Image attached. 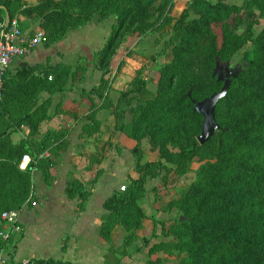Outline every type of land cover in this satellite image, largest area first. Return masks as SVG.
<instances>
[{
	"label": "trees",
	"instance_id": "16d2710c",
	"mask_svg": "<svg viewBox=\"0 0 264 264\" xmlns=\"http://www.w3.org/2000/svg\"><path fill=\"white\" fill-rule=\"evenodd\" d=\"M156 1L40 0L23 8V0H0V12L6 10L11 19L18 10L28 17H40L39 29L48 33L51 43L95 16L102 20L113 18L114 28L98 51L97 67L105 75L122 41L129 35L154 28L156 22L151 17L155 11L163 13L171 2L164 0L155 7ZM195 3L202 8L200 18L188 20L185 12L175 23V58L161 66L157 95L147 99L148 94L141 93L145 88L140 80L132 81V89L120 92L116 110H121L118 112L122 121L118 130L138 143L148 139L159 150L160 158L145 164L138 162L136 170L141 177L130 178L126 190H116L104 202L106 213L101 234L109 239L115 226L121 225L126 232L125 242L132 243L147 218L141 204L147 192L145 176H157L161 173L158 170L169 166L166 162L174 164L173 169L183 175L197 161L194 179L176 201L179 215L170 227L177 238L170 245L180 254L178 264H264V29L256 35L252 24L242 31L226 24L219 46L211 24L221 20L229 7L220 1L196 0ZM203 36L208 40L203 61L207 69L198 74L194 72L193 55ZM247 44L251 48L242 56L246 66L238 77L231 78L228 93L215 109L220 129L200 144L197 138L204 118L194 109V102L221 90L224 82L212 75V68L218 59L221 63L231 60ZM70 71V67L60 63H39L33 67L22 63L14 74L7 73L0 100L4 129L13 131L27 125L31 136L39 134L41 123L50 119V101L39 104V93L64 91ZM52 75L55 77L48 81ZM106 85L108 82L102 77L89 91L103 102L85 116L88 122L83 130L88 134L100 131L97 114L99 109L106 108ZM13 110L17 116L12 114ZM127 113L131 119L125 123ZM4 129L0 128V214L5 210H21L31 202L33 170L51 167L53 162L46 152L56 153L66 144L63 131H48L39 140L33 137L15 144L10 139L12 131ZM135 148L139 151L138 145ZM25 155H33V159L21 169ZM66 192L69 198L78 197V209L83 208L90 194L78 179L68 183ZM159 243L150 246V255L159 249Z\"/></svg>",
	"mask_w": 264,
	"mask_h": 264
},
{
	"label": "rangeland",
	"instance_id": "374dc122",
	"mask_svg": "<svg viewBox=\"0 0 264 264\" xmlns=\"http://www.w3.org/2000/svg\"><path fill=\"white\" fill-rule=\"evenodd\" d=\"M163 1L164 0H157L154 6H159ZM195 1L196 0H171L163 13L155 11V14L151 17V21L156 22L155 27L148 29L142 34L137 32L125 38L112 56L105 75L97 67L99 63L98 51L105 45L114 28L113 18L102 20L98 16H95L90 22L69 29L64 38L68 33H72L74 37H76L75 45L69 43V39L65 42L62 41L64 38L54 43L49 42L48 33L44 29L45 38L41 43H51L54 45V52L61 53L64 62L62 61L60 64L71 68V73L65 81L66 91H71L70 95L78 100L79 105L84 107H86V104L88 105L89 101H87V99L90 98L91 105L87 107V109L89 108L88 113L95 105L100 104L101 101L103 102V99L95 93L90 95L89 89L98 84L102 77L107 80L108 85L105 86L104 92L106 93V108H102L107 109L105 113L109 114L106 121L110 120L112 117L114 120L112 126V129L115 130L114 132H120L126 135V133L118 130L122 121L120 112H118L121 110H116L120 92L132 89V83L136 80H140L145 88L141 93H143V95L144 93L148 94L146 95L147 99H151L157 95L161 66L173 61L175 58L174 47L176 42L174 40V35L176 32V21L185 12L187 13L188 20L198 19L201 16L202 8L197 5ZM207 1H220L229 7L227 11L222 13L221 20H214L211 24L212 31L216 36L219 46L223 41V30L226 24L237 26L239 31L246 29L249 24H252L256 35L264 29V0ZM33 17L36 18L40 27V17L36 15H33ZM93 23L94 25L89 26ZM97 25L99 26L96 27V30L92 31ZM198 42V48L193 55V66L194 72L199 74L205 72L207 69L203 61L206 59L204 49L207 46L208 40L203 36ZM250 48L251 44H247L238 51L233 58L229 60L231 67H234L238 63H242L243 53ZM69 55H73L71 61H69ZM35 57L36 55H34L31 60ZM214 69L215 66L212 68V75ZM97 72L100 73L101 76L96 75ZM208 72L209 70L207 73ZM41 76L45 77L44 74ZM54 77V75L48 76V81ZM12 114L17 116L18 113L13 110ZM7 116H2V118ZM9 117L11 116L9 115ZM77 117L79 118L78 115L75 116L74 114H63L62 117L59 116V121L62 124L64 123V125L59 124L60 127H56L54 130L50 129L49 131H55L57 133L63 131L66 135H69L74 124L79 121L76 120ZM82 119L83 118H81V120ZM130 119L131 114L127 113L124 116V122L130 121ZM4 126V120H0L1 131L4 129ZM19 128H15L13 131L12 129L5 128L4 131H12L10 133V139H12L13 133L18 132ZM14 136L17 137L16 134ZM81 137L82 140H84L82 143H87L83 145L85 147L84 160L87 164V166L83 168V171L88 170V174L91 175L92 169L95 168H93L94 159H98L99 162L102 163L104 162L105 164L100 163V165H103V169H98L96 175L100 172L98 175L99 177L105 168H108L107 173H113V175H110V187L114 188L115 186L117 190H123V185H125L127 189L130 178L141 177V173L136 170L138 162L140 164H145L151 161H158L160 158L159 150L154 148L146 138L140 143L134 139L135 142L129 145L131 147H129L130 150L123 152L124 147L121 142L117 141V138L113 141L106 140L107 135H103V133L99 131L90 133L89 135H82ZM99 137H101V140L98 139ZM66 138L67 136L64 139ZM12 142L17 144L20 141H13L12 139ZM137 145L139 146V151L135 148ZM62 147L63 145L60 146L59 149ZM57 155H55L56 158H58ZM100 156L103 157L101 161L98 158ZM30 157L33 159V155H30ZM51 160L53 165H55V160ZM113 161L118 163L113 166L114 170L111 171L110 168ZM166 163L171 167L167 166L162 168V170H158L161 173L157 176H150L151 174L145 176V187L147 192L141 200V204L144 205L146 213L148 214L146 218L148 220H143L144 223L146 222V229H144L143 223V227L137 231L141 236L138 234L137 238L130 243V245L135 244L137 251H141L142 248L148 247L147 254L149 264H178L180 254L170 245V243L175 242L177 238L170 227L179 215L176 201L188 189L195 177L196 168L199 166L196 161L192 164L188 173L180 175L173 169V167H175L174 164ZM75 179L82 181L80 178ZM33 185L34 182L32 183V191ZM145 241H147L148 244H146ZM154 243H159L160 247L156 252L150 255L149 248ZM0 245L4 246L5 242L2 240ZM7 247L11 248V245H7ZM14 249L15 246L12 247V253ZM145 254L142 255V258L145 257Z\"/></svg>",
	"mask_w": 264,
	"mask_h": 264
},
{
	"label": "crops",
	"instance_id": "0c3cea01",
	"mask_svg": "<svg viewBox=\"0 0 264 264\" xmlns=\"http://www.w3.org/2000/svg\"><path fill=\"white\" fill-rule=\"evenodd\" d=\"M39 1L23 0V8ZM7 13L6 10L0 12V17H6ZM16 17L19 18L20 25L25 28L26 32L32 34L35 29L39 28V23L33 16H25L18 10ZM92 25L94 23L89 26ZM98 26H95L92 31H95ZM67 39L70 40L69 43L75 45L76 37L72 33H68L62 41L65 42ZM34 55L36 57L31 60ZM72 56H68L69 61ZM62 61L64 62L61 53L54 52V45L41 43L26 56L15 59L8 74H14L22 63L33 67L39 63L57 65ZM96 75L101 76L98 72ZM70 93L71 91H66V89L64 92L41 90L39 104L44 100L50 101L48 109L51 118L42 122L40 133L37 135L31 136V129L27 125H22L18 132L12 135L13 141L29 140L33 137L39 140L50 129L60 127L59 124L64 125L59 121V116L62 117L66 113L79 116L76 118L79 121L74 124L69 135H66V144L56 153L46 152V157L54 159L55 165L48 169L33 170L34 185L31 200L35 201L36 205L29 202L22 208L21 222L24 231L16 240L14 252L11 254L12 263L42 260L46 262L45 264H149L148 247L137 251L135 244L126 243V233L121 225L115 226L109 239L101 234L106 213L104 202L114 194L117 187H110V175L113 173H107L108 168H105L103 173L96 178L97 170L103 169L102 164H105L99 162L98 159H94L93 168H95L92 169L91 175L88 174V170L83 171V168L87 166L84 160L85 147L83 145L87 143H82L84 140L81 136L89 135L83 128L88 122L84 116L88 113L89 108L87 107H90L91 100L88 98L89 103L84 107L79 105L78 100ZM106 110H98L97 119L101 122L99 132L107 135L106 140L113 141L117 138V141L121 142L124 147L123 152L130 150L129 145L135 142L134 139L123 133L114 132L115 130L112 129L114 120L111 117L106 121L109 115L105 113ZM15 134L17 137L14 136ZM98 139L101 140V137ZM98 158L101 161L103 157ZM117 163L113 161L111 171ZM75 178L82 179L85 189L90 192L87 200L83 202L82 209H78L80 203L78 197L69 198L66 192L68 183ZM93 179H95L94 182H92ZM144 229H146V222ZM143 254H145L144 258H142Z\"/></svg>",
	"mask_w": 264,
	"mask_h": 264
},
{
	"label": "built area",
	"instance_id": "2783aa9c",
	"mask_svg": "<svg viewBox=\"0 0 264 264\" xmlns=\"http://www.w3.org/2000/svg\"><path fill=\"white\" fill-rule=\"evenodd\" d=\"M45 37L42 29H35L34 33L26 32L25 28L20 25L19 18H10L7 23L6 17H0V100L4 86V77L9 72L13 62L17 58L26 56L30 51L37 47ZM29 155L23 156L20 168L25 169L31 162ZM125 190L126 186L123 185ZM33 205L35 201L31 200ZM21 210H5L0 214V236L5 242L0 246V264L12 263V247L15 246L17 238L24 231L21 222ZM7 245H11L7 247ZM16 264H32L31 260H24Z\"/></svg>",
	"mask_w": 264,
	"mask_h": 264
},
{
	"label": "water",
	"instance_id": "95a60500",
	"mask_svg": "<svg viewBox=\"0 0 264 264\" xmlns=\"http://www.w3.org/2000/svg\"><path fill=\"white\" fill-rule=\"evenodd\" d=\"M10 20L9 13L6 14L7 23ZM246 63H238L231 67L230 61L221 63L219 59L216 62L213 75H217L219 81L224 84L220 91L213 93L211 96L204 98L201 101L194 102V109L203 115L202 131L198 136L200 144L207 142L220 129V125L216 120L215 109L219 100L226 96L231 85V78H236L242 72ZM183 219V217H181Z\"/></svg>",
	"mask_w": 264,
	"mask_h": 264
}]
</instances>
